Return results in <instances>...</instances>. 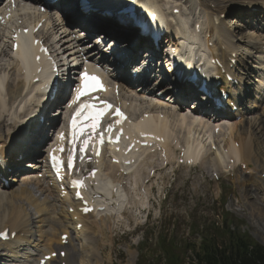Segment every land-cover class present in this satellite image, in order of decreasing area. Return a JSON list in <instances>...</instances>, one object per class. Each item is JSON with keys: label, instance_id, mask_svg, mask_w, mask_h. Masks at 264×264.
Instances as JSON below:
<instances>
[{"label": "bare ground", "instance_id": "6f19581e", "mask_svg": "<svg viewBox=\"0 0 264 264\" xmlns=\"http://www.w3.org/2000/svg\"><path fill=\"white\" fill-rule=\"evenodd\" d=\"M136 2H148L149 8L151 10L156 11L158 13V17H162V12L164 9H177V6L174 5V0H135ZM171 1V4L170 2ZM241 1V2H240ZM239 3H244L246 7H243V10L245 11V15L247 16H253L255 14L254 11H252V8H255L256 10H261V12H264V0H240ZM189 3H197L196 0H189ZM224 3H227V5H222ZM230 3L234 4V0H220L218 1V6H215L217 10H220V14L224 13L226 9L231 10L232 13H234V9H231ZM259 3H262L261 6H258ZM201 8L204 10L203 15L200 16L199 13L192 14L188 8H186L184 15L186 16L187 20L192 23L196 19H202L204 20V24L200 28V33L206 35L207 33H213L216 37L220 36L221 34L226 35V39L228 41V45H233V42L235 38H232V41H229V38L232 36L231 31L227 30L225 26H223L222 22H219V19L212 16L213 22L211 20H208L207 14H209L210 11H213L209 7H206L204 9L202 3ZM215 4V3H214ZM71 6V5H70ZM255 10V11H256ZM243 11V12H244ZM240 12L237 11L235 14H239ZM169 18H175L178 19L181 15H171L170 13L165 14ZM233 16V15H232ZM241 16V14L239 15ZM234 17V16H233ZM245 17V16H244ZM74 18L76 23L74 24L73 28H83L88 29V26H85L83 22L77 17L76 14H74ZM237 18V17H236ZM235 18V19H236ZM238 19V18H237ZM248 19V20H247ZM247 23H245L242 28H245L247 30L248 27L252 28L255 25V22L251 18H247ZM241 21V20H240ZM15 25H17L18 28L22 29L27 37L31 39L34 37L37 33V28L34 25H29V22H21V17H16ZM196 23V22H194ZM242 23V22H241ZM153 22L151 23V26H153ZM76 25V26H75ZM193 26L192 24L187 25L188 33L193 34ZM256 27V26H255ZM254 27V29H255ZM157 31L160 32V29L158 28ZM253 31L252 33H254ZM251 31L248 33L250 36ZM127 36L131 37V34H128ZM118 37L115 36V39ZM134 41V38L131 37ZM166 39V36L163 37ZM169 38V37H168ZM20 39V38H18ZM243 39V38H242ZM252 41V39H251ZM250 41V42H251ZM137 42V41H136ZM135 42V43H136ZM246 43V45H251V43ZM207 46V43H205ZM186 46L191 47L192 43L188 42ZM248 47V46H244ZM236 46L232 47V51L236 50ZM249 48V47H248ZM19 49V48H18ZM256 49H260V47H256ZM254 50V49H253ZM252 49L248 50L249 54H252ZM220 52V55L217 53V50L215 48H210V54L213 58H219L220 62L222 64V68L225 70L224 75V81L226 82L225 75L228 74L230 76L232 75V69L234 66L229 65V60L227 58L229 57V50H227L225 47H221L218 50ZM257 52V51H256ZM34 53L36 54V48L34 50ZM248 54V55H249ZM206 55V53H205ZM6 56V55H5ZM12 58V57H11ZM120 59V58H119ZM121 60V59H120ZM138 67V64L135 65L136 70ZM260 67V66H259ZM264 66H261L260 69L257 71H263ZM214 71V68H212ZM0 72L3 74V84H5L6 87V94H3L5 97V101L7 103H2V106L0 107V127L1 122L5 123L7 120H2L1 118H6L8 115L11 117V119H15L17 123L13 120V126L14 128L16 125L19 126L18 131L15 133L16 139L13 142L21 141L24 138L25 130L29 127V125L32 123L28 120L27 123L24 124V122L21 120L24 116H28L27 111H29V106L26 104L28 103L26 101V98L29 96L28 87L26 86V89L24 90L22 88L21 82H8L9 79L7 78L9 71L7 69L1 67ZM262 77V76H261ZM264 78V77H263ZM237 79V78H236ZM260 81V80H259ZM256 87H259L257 85ZM125 90H129L127 86H123ZM229 88V87H228ZM170 88H166V92H168ZM230 89V88H229ZM230 96L232 94V91L229 90ZM25 94V95H24ZM191 94H198L194 89L193 93ZM24 96V97H23ZM43 96V95H42ZM8 98V100H7ZM191 104L190 98L185 99V103ZM226 108L230 107V98L226 100V103L224 104ZM183 106L180 105V109ZM26 108V113L24 112ZM25 114H24V113ZM171 110L169 111V113ZM3 113H6L7 116H5ZM118 117L123 118V114L125 113L124 108H120ZM143 113V112H142ZM182 113V114H181ZM176 115L179 119L177 120V126L180 130V128L183 131L188 130L190 127L192 131V135L185 134L182 135L183 138L181 140L186 141L185 144L189 147L190 143L188 141H191L193 134L198 132L199 134H202V137H198L192 141L193 148L192 153L194 154L199 149V141H201L203 138L210 139V144L218 143L219 145L225 146L228 148L227 152L231 154V157H234V154L238 153V150L242 147H244L246 144L241 142V145H235L234 142L231 139L228 140H221V141H214V133L212 130H208L207 126L204 124H201L198 122L197 119H195L193 116H187L184 111H173L170 115L173 117V115ZM134 115V114H133ZM130 111L131 121L132 120H143L150 122L151 125L149 126H157L161 125L163 127L159 128L158 130L162 133L167 135L169 138H171L170 133V127L171 123L159 118H156L153 115H149L148 117H144L143 114L133 116ZM136 115V113H135ZM185 115V116H184ZM236 114L232 115L227 113V116L230 118H233L236 116ZM187 117V118H186ZM189 118V119H188ZM8 119V117H7ZM264 118H262V121ZM194 121V123L191 124V122ZM248 121V120H247ZM254 121V120H253ZM256 121V120H255ZM252 123V122H251ZM250 123V124H251ZM223 124L228 125L229 127H234V129L240 128L243 126L242 121L239 122H223ZM253 124V123H252ZM9 123H7L3 128L6 130ZM236 125V126H235ZM244 127L251 129V125L247 127L246 121L244 122ZM9 128V127H8ZM236 132V131H235ZM5 133V132H4ZM7 133V132H6ZM41 134V133H39ZM1 131H0V142H3L4 140L2 137ZM10 136V132L7 134V138ZM212 138V139H211ZM253 137L249 138H243L240 139L241 141H247L246 139L253 140ZM49 140V139H47ZM255 140V139H254ZM195 141V143H193ZM7 142V139H6ZM48 141L47 143H49ZM46 148V145H43V149ZM41 147L36 150L37 153H41L43 151ZM243 149V148H242ZM35 151V149H34ZM262 152V151H261ZM47 153V150H46ZM189 156L188 153H186L185 157ZM256 157V156H255ZM105 157L100 159L101 164V172L100 176L105 177V181H100V189L104 190L106 187H108L109 179L113 176L105 172V169L103 168V163H105ZM29 164V163H26ZM222 159L220 152L215 153V163L213 164V167L221 169ZM115 165L107 164L106 170H115ZM116 171V170H115ZM115 174V173H114ZM23 180L27 181V178H23ZM253 183L255 180H251ZM143 184V183H141ZM140 184V185H141ZM262 184V183H261ZM260 184V185H261ZM27 183H21L18 186H10L8 189H2L0 188V226L4 224H10V225H16V227L20 230V233H23L25 237L20 238L17 237L15 241L9 245H3L0 243V264H35L37 261L36 256L42 255L44 252L51 251L53 248L51 247L52 244L58 243V236L60 233H62L65 229V227H71V218L72 216L68 215L65 211L59 212L54 207V202L58 201L57 199V192H53L50 187H42L38 188V193L33 192L30 188H27ZM38 183L35 182V186L37 187ZM263 185V184H262ZM148 189L151 191L152 189L148 187ZM262 191H264V188L260 187ZM106 200V198H104ZM134 200V199H132ZM133 206L135 208L133 209H140L141 206L137 201H133ZM117 204L120 205L119 201H116ZM112 202H108L106 205H104V212L103 215L98 214V219H90V220H84L83 223L87 224L86 231L90 233L89 236L85 240H82L80 242H77L78 235H76L73 239V246L71 250L68 253V259L70 260L71 264H105V262L111 261V255L108 253L106 256H103V253L101 251L102 247H105L109 245L112 248L114 239L110 235L111 232L109 223L115 221L113 220V217L110 215V212L113 210L116 211H125V208H123V205H117ZM129 205L132 204V202L129 201ZM29 206L30 209L28 210L25 206ZM136 205V206H135ZM130 212V211H129ZM128 212V213H129ZM60 213H64V218L60 217ZM78 216V214H77ZM89 222H91V226H89ZM87 241L89 243V246H83V243ZM94 242V245H93ZM104 242V243H102ZM102 243V244H101ZM28 248H30V251H28ZM127 257L128 261L127 264H132L134 262V256L135 253L131 251L129 248H127ZM25 259V260H22Z\"/></svg>", "mask_w": 264, "mask_h": 264}, {"label": "rangeland", "instance_id": "374dc122", "mask_svg": "<svg viewBox=\"0 0 264 264\" xmlns=\"http://www.w3.org/2000/svg\"><path fill=\"white\" fill-rule=\"evenodd\" d=\"M236 3H239V2L237 1ZM222 5H227V3H224ZM231 5H232V3H230V6ZM261 5H262V3H260V6ZM230 13H232V12H230ZM239 14H241V16H239L235 13L233 16L235 18L236 17L237 18L247 17L250 19L252 18L253 21L255 22V25H254V27L256 26L255 29L259 27V29H257L254 33H252L253 31H251L252 34L250 33L251 34L250 36L248 35L249 32L245 33L244 31H242V38L243 39L241 38V42H242L241 47L244 48V46H248L249 48L245 47V49H247V50H251V49L253 50L254 49L252 51V54L256 55V56L254 55L256 58V60H254V62H257L259 60H263V57H264V20H262L261 16L257 15L256 12L252 17L245 15L246 14L245 11L243 13H239ZM16 17H18V16H16ZM216 18L218 19V17H216ZM232 18L233 17L229 16L228 19L226 21H224V23L228 24L229 22H231V23L233 22L236 25L241 24V26H243L245 23H247V20H248L247 18H246L247 19L246 21L245 20H241V21L239 20V22L237 24L234 22V21H237V19H232ZM21 22L24 23L27 21L24 20L23 18H21ZM14 26L16 27L15 22H14ZM226 29L229 30L228 28H226ZM241 29L244 30V28H241ZM231 37L233 38V36H231ZM251 39H252V41H251ZM245 42L246 43L250 42L251 45H246ZM256 47H260V49H256ZM1 57L3 60H5V59L14 60L13 58H11L10 52H6V53L1 54ZM252 60L253 59H251L250 61H252ZM14 62H15V60H14ZM15 65H16V62H15ZM8 66H10V64H7V66H5V67H8ZM0 68H1V66H0ZM5 69H7V68H5ZM15 76H16V73L14 74V77ZM7 78L9 79L8 76H7ZM8 82H13V81L12 80L10 81V79H9ZM3 85H5V84H3ZM27 87H28V84H27ZM5 94L7 96V93H5ZM7 100H8V98H7ZM2 103H7V101H5L4 95L0 96V107L2 106ZM124 107L126 108V110L128 111V113L130 115L129 108L126 105H124ZM124 111H125V109H124ZM24 112L26 113V108H25ZM171 113H173V110H171L170 114ZM3 114L5 116H7L6 113H3ZM141 114H143V113H141ZM26 115H28V111H27ZM132 115L137 116V115H135V113H132ZM7 117H8V119L6 122H8L10 120H13V121L15 120V119H11V117L9 115ZM28 117H29V115H28ZM23 118H27V116H24ZM130 118H131V116H130ZM171 118L173 119V124H171L170 131H174V130L179 131V128L177 126L178 123L176 122V126L174 124L175 119H177L178 117L174 114L173 117L171 116ZM262 118H264V113H263L262 117L260 118V120H258V121L256 119H253L254 121L253 120L246 121L247 127L251 125L252 126L251 130L253 131L257 122H262ZM14 122H15V124L17 123L16 120ZM13 124H12V126H10V124H9L7 126L6 130L4 128L2 129V131L0 130L1 133L5 134V136H7L8 132L11 130V128H14V126H15V125L13 126ZM254 133H257V132H254ZM254 133L251 134V137H253L252 138L253 140L256 139L257 138L256 135H258V133L257 134H254ZM197 134H199V132H197ZM198 137H202V134L198 135L197 137H195L193 135L191 141H193L194 139H196ZM214 137H215L214 141L219 139L218 136L216 137L214 135ZM180 138L182 139L183 136H180ZM262 139H264V136H262ZM181 141H183V140H181ZM201 141H203L204 144H210V142H211L210 139H206V138H203ZM218 141H221V140H218ZM193 143H195V141ZM214 144H215V142H214ZM193 145H195V144H193ZM260 154L264 155V152L262 151ZM261 163H263V161H261ZM262 172H264V170H262ZM114 175L112 177H114ZM251 180L254 181L255 179L252 178ZM256 184L257 183H255V186L257 188H259V189H260V187L264 188V184L262 185L259 182H258V185H256ZM249 187H250V185H249ZM185 191H186V194L188 197L187 198L188 203H186L187 207L180 209L178 212V214H179L178 216H176L177 212H175V216L169 218V214L167 213V209H170V207L166 209L165 213H164L163 208L160 209V214H158V210L156 208L152 211V216L149 218V224H145L143 221L144 219L142 218V219H140V221L138 223L139 229H138L137 233L135 235H126L125 236L128 243L125 242L123 238H120L119 236H115L116 240L114 242L113 248L110 251L108 249V253H110V255H111L110 256L111 261L105 262V264H127L128 257H127V252H126L127 250L125 248L127 246L130 248L131 251H133L135 253L134 257H136V258H134V262L132 264H142V261L144 259L152 258L154 256L155 252L158 250V248L156 246L157 240L162 239L165 236L168 237V240L171 243L175 244L178 249H180V247L184 246L186 243L196 244L198 239H199V236H198L199 232H200L199 227L203 228V234L206 231L207 241H215V242H217V245L219 247H221V245H222L221 241L223 239L220 236H218V233H220V231L216 230L220 226L214 225L213 227H210L211 224L214 222H217V221L221 222V217L217 216L216 217L217 220L214 217L213 218L210 217L211 211L206 212L205 208H204V206H206V205H210L212 207L213 206H220L219 202L216 203L213 201V197H214L213 186H210L209 189H207V191L203 192V193L192 192L190 187H186ZM191 196H194L196 199L194 198V200H192ZM239 196L241 197L239 208L244 210V215H242L241 213H239L238 211H236L233 208L234 205H233V201H231L230 195H228L226 201L224 202L226 204V206L224 207V211H226V212L228 211L233 215L231 217L237 221V225H239V231L241 233H246L250 237H252L255 241H259L261 243H264V215H263L264 214V205H263L264 203H261V199L258 198V194L248 193L247 196H244L243 194L239 193ZM160 197H162V195H160ZM261 197H262V195H261ZM133 201L134 200H130V202H132V204L129 205V208L125 211V213H128L129 211L133 210V208H135L133 206V203H134ZM178 201L180 202L181 200L179 199ZM113 220H115L113 222H117V220L115 218H113ZM108 225L110 227L109 231L111 232V230H112L111 235L113 236L114 235V230H113L114 227L112 226V228H111L112 222L109 223ZM134 227H135V225H133V226L130 225V226H126L125 229L132 231V230H134ZM147 238H151L150 242L147 241ZM117 252H118V255H117ZM106 253L107 252H104V254H105L104 256L107 255ZM187 255H190V252H188ZM187 262H188V259H186L185 263H187Z\"/></svg>", "mask_w": 264, "mask_h": 264}, {"label": "trees", "instance_id": "16d2710c", "mask_svg": "<svg viewBox=\"0 0 264 264\" xmlns=\"http://www.w3.org/2000/svg\"><path fill=\"white\" fill-rule=\"evenodd\" d=\"M225 241L221 247L211 241L201 246L194 253L196 264H264V250L256 245L246 235L232 233L225 229L219 234ZM173 261L169 264H177V259L172 254Z\"/></svg>", "mask_w": 264, "mask_h": 264}, {"label": "snow or ice", "instance_id": "6c2138e0", "mask_svg": "<svg viewBox=\"0 0 264 264\" xmlns=\"http://www.w3.org/2000/svg\"><path fill=\"white\" fill-rule=\"evenodd\" d=\"M82 80H83V84L81 85V91H79L78 94H77L78 98H79V96L86 94L90 87H94V88L100 87V82H99V80L96 77H89L87 74H84L82 76ZM90 80L94 82L92 85L89 84ZM84 107L85 108H91L93 106L85 105ZM117 114L119 115V113H117ZM77 115H80V113L78 112ZM101 115H103V113H97V114H94V115L92 113L89 114L88 118L93 121V123L91 125V127L93 129H95L96 123L99 122V119H100ZM72 127H73V129L76 128V120L75 119H73V121H72ZM82 131H83V129H81V132ZM53 159H55V157H53ZM0 236H3V237L6 238L7 234L6 233H0ZM64 239L66 240V237H64ZM53 255H56V253H53Z\"/></svg>", "mask_w": 264, "mask_h": 264}]
</instances>
